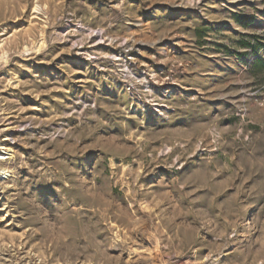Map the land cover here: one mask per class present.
I'll list each match as a JSON object with an SVG mask.
<instances>
[{
	"label": "rangeland",
	"instance_id": "1",
	"mask_svg": "<svg viewBox=\"0 0 264 264\" xmlns=\"http://www.w3.org/2000/svg\"><path fill=\"white\" fill-rule=\"evenodd\" d=\"M257 61L264 0H0V264H264Z\"/></svg>",
	"mask_w": 264,
	"mask_h": 264
},
{
	"label": "bare ground",
	"instance_id": "2",
	"mask_svg": "<svg viewBox=\"0 0 264 264\" xmlns=\"http://www.w3.org/2000/svg\"><path fill=\"white\" fill-rule=\"evenodd\" d=\"M36 10H39L38 6L36 7ZM0 133H1V131H0ZM10 137H11L10 135H6V141H9ZM8 155L11 156V150H8ZM4 160H6L5 156L0 154V162H2ZM0 170L3 172L4 175H6L8 173L5 169H0Z\"/></svg>",
	"mask_w": 264,
	"mask_h": 264
},
{
	"label": "trees",
	"instance_id": "3",
	"mask_svg": "<svg viewBox=\"0 0 264 264\" xmlns=\"http://www.w3.org/2000/svg\"><path fill=\"white\" fill-rule=\"evenodd\" d=\"M256 64L258 65L257 68L264 69V61H257Z\"/></svg>",
	"mask_w": 264,
	"mask_h": 264
}]
</instances>
